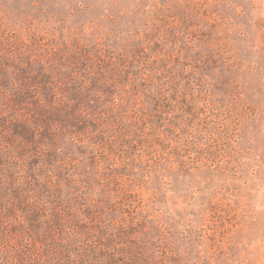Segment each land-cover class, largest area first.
Segmentation results:
<instances>
[{"label": "rangeland", "instance_id": "374dc122", "mask_svg": "<svg viewBox=\"0 0 264 264\" xmlns=\"http://www.w3.org/2000/svg\"><path fill=\"white\" fill-rule=\"evenodd\" d=\"M0 264H264V0H0Z\"/></svg>", "mask_w": 264, "mask_h": 264}]
</instances>
